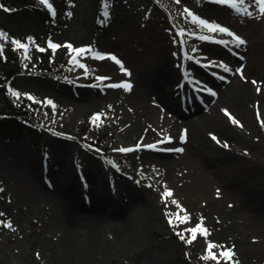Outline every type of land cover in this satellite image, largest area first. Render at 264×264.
<instances>
[{
	"label": "rangeland",
	"instance_id": "1",
	"mask_svg": "<svg viewBox=\"0 0 264 264\" xmlns=\"http://www.w3.org/2000/svg\"><path fill=\"white\" fill-rule=\"evenodd\" d=\"M236 2L240 11L216 0H116L104 22V0H67L53 26L0 14L3 43L31 38L17 56L22 69L47 53L62 73L54 81L32 72L0 92V111L32 103L45 127L37 148L27 136L0 135V264H264V14L256 0ZM185 9L245 43L225 49L221 33L202 35ZM96 53L116 54L130 75ZM105 72L112 79L98 80ZM161 73L171 80L167 104L152 93ZM122 83L131 90L107 86ZM165 137L170 147H147ZM127 145L134 150L119 151ZM72 184L80 206L66 214L55 190ZM123 211L132 216L125 230ZM197 224L207 235L189 243L185 230ZM209 244L217 259H203Z\"/></svg>",
	"mask_w": 264,
	"mask_h": 264
},
{
	"label": "trees",
	"instance_id": "2",
	"mask_svg": "<svg viewBox=\"0 0 264 264\" xmlns=\"http://www.w3.org/2000/svg\"><path fill=\"white\" fill-rule=\"evenodd\" d=\"M5 1L9 2V0ZM12 1L16 5L11 6V8L0 5V14L7 15L5 18L7 22L10 20H26L35 21L41 25L53 26L61 20L62 9L65 7L67 9V0H48L55 12V16L50 17L37 0ZM4 9H8V11L4 12ZM10 36H14V34ZM28 39H30L29 34L25 32L18 38L19 42L22 43L27 42ZM13 46L15 45H11L10 42L3 43L2 38H0V50H2L3 55L2 58L0 56L2 68L0 70V92H6V89L10 87H17L32 72L42 73L43 76L55 80L62 76L59 71L60 66L49 62V54L47 53L39 55L33 68L22 69L17 61L18 48L15 49ZM37 112V108L32 103L22 104L16 102L14 105L8 103L7 108L0 111V135L3 137H10V135L27 136L32 144L37 143L43 133L42 121L39 120Z\"/></svg>",
	"mask_w": 264,
	"mask_h": 264
},
{
	"label": "snow or ice",
	"instance_id": "3",
	"mask_svg": "<svg viewBox=\"0 0 264 264\" xmlns=\"http://www.w3.org/2000/svg\"><path fill=\"white\" fill-rule=\"evenodd\" d=\"M217 3H220V4H228L230 7L232 8H235L237 11H240V8L238 7V4L236 2V0H216ZM244 0H239V4H243ZM40 3L41 4H44L45 6H47L49 8V10L51 11L52 10V5L48 2V0H40ZM256 4L259 5V11L264 14V0H256ZM105 10L103 12V16H104V22H107V18H108V3H107V0H105ZM5 11H8V9H4ZM246 11V10H245ZM185 12L188 13L189 16L192 17V22L193 23H197L199 24L200 26L206 28L207 30L211 31V32H220V33H225L229 36H232L233 38V42L236 44V45H243L245 43V41L240 38L239 36H236L234 35L233 33H231L227 28H224V27H221L217 24H214V23H208L202 19H198L195 15H193L192 13L188 12L187 9H185ZM69 15H71L69 13ZM250 15V13H249ZM0 37H3L5 39H7V36L6 34H4L3 32H0ZM201 39H206V37H201ZM13 44L16 45V47L18 48H25L26 50V45H22L20 44L18 41L16 40H13L12 41ZM50 43V47H52L53 49H56L57 47H59V45H55V44H51ZM68 47H71L70 45ZM41 51L43 49H40ZM74 51L76 52L77 55H82L84 53H87V52H91L92 49L90 48H80V49H74ZM94 58H98V59H105V58H108V59H111L113 60L116 64L120 65L121 66V70L122 71H126L124 68H123V65L121 64V61L116 58L115 56H111L109 55L108 57H105V56H102L100 55L99 53H96L94 55ZM81 67H83V65H81ZM229 69L228 68H224V71H228ZM237 71H240V69H237ZM128 75H130V73H127ZM98 80L100 81H103L104 79H110V78H107V77H97ZM256 82L253 81V84H255ZM108 87H122L125 91H130L131 90V87L132 85L129 84V83H122V84H111V85H107ZM257 91H259V89H257ZM12 95L14 96H17L18 93H15L13 92ZM214 95V93H213ZM29 99H32V97H29ZM49 103H51V101H49ZM227 114V113H226ZM259 116V114H258ZM95 119V118H94ZM232 123L234 124H237L238 121H236L234 118H232ZM186 139V133H182L181 136H180V140L181 142H184ZM213 140H216L217 138L215 136L212 137ZM162 143L163 142H170V138L169 137H165L163 141H161ZM217 143H220V141L217 140ZM141 147V145H137L136 148H139ZM147 147L149 148H153L155 147V145H147ZM224 147H228L227 144L224 145ZM134 149H131V148H121L119 149V151L121 152H130V151H133ZM166 150H171V151H176V152H182L183 149L182 148H173V149H166ZM3 189H0V192H2ZM172 193L170 190H165V193H164V196L165 197H168V196H171ZM174 204L177 203L175 200L172 201ZM179 218V217H178ZM186 217L181 221V222H186ZM169 223H173V221L170 219L169 220ZM8 227H11V225H6ZM185 231H188V232H191L193 235H192V238L190 240H188L187 242L191 243V240L192 239H195V234L197 232H200L201 234L203 235H207V230L204 229L200 224H197L196 227L194 228H191V229H186ZM181 239H184L183 235L181 234ZM215 247V245H212V244H209L208 245V255L204 256L203 259H217V257L215 255H213V253L211 252V249ZM221 257H223L225 260H230L231 259V256L233 255L230 250H222L219 254Z\"/></svg>",
	"mask_w": 264,
	"mask_h": 264
},
{
	"label": "bare ground",
	"instance_id": "4",
	"mask_svg": "<svg viewBox=\"0 0 264 264\" xmlns=\"http://www.w3.org/2000/svg\"><path fill=\"white\" fill-rule=\"evenodd\" d=\"M210 23H214L215 24V22H210ZM198 30H199V32L202 34V35H204V36H207V33H213V32H211V31H209V30H207L206 28H204V27H202V26H198ZM188 52L190 53V52H192V53H196V54H200V52L198 51V49L195 47V48H188ZM109 55H111V56H115L116 54H109ZM109 55H107L106 57H108ZM196 58H200V59H204V58H207V56H197ZM106 59V61H109V62H111L112 64H115V66H117L118 64H116L113 60H111V59H108V58H105ZM254 61V58H252V62ZM192 64L194 65V62H192ZM208 64V66H211V67H214L215 66V64H213V63H207ZM165 65V64H164ZM164 65L162 66V67H164ZM195 66V65H194ZM160 70V69H159ZM192 72H196V70L195 69H191V71H190V73H192ZM119 73L121 74V77H124V76H126L127 75V73H128V71H119ZM170 74V73H169ZM103 75V77H107V78H111L110 76H112L113 74H111V73H108V72H105L104 74H102ZM160 76H161V78H160ZM160 76H158V77H155L154 79H153V85H152V87H153V89H152V93H153V95H155L156 96V98H157V100H163L164 102H165V104H167V102L165 101V99L166 100H168L169 99V97H170V95H171V92H173V91H168V90H165L164 89V87H163V85L166 83V84H170L171 82V80L168 78L167 79V76H166V74H164V73H161V75ZM112 79V78H111ZM104 80H109V79H104ZM182 87V86H181ZM183 88V87H182ZM173 104V103H172ZM174 105V104H173ZM168 107L171 109V110H174L175 111V109L171 106V105H169L168 104ZM161 117H162V119L164 120V121H168V119H167V117L163 114V113H161ZM170 120H171V118H170ZM173 142V140H170V142H163V143H159V144H161V145H158V146H155L156 148H161V147H170L171 146V143ZM159 146H161V147H159ZM122 148H130L128 145L127 146H123ZM66 177H64L63 179H65ZM72 179H75V178H72ZM64 188H66L64 191H62V190H60V189H56L55 191H56V193H60V192H62L61 193V195H63V194H65V200L63 201V200H58L57 202H59L61 205H66V206H63L65 209H62L63 210V212H64V210H66L67 212H64V213H66V214H70V212H71V210H73V209H78V207L80 206V203L78 202V201H76V199L74 198V194L75 193H78L77 192V189H78V186L77 185H74V184H72V185H70V186H67V187H64ZM68 188V189H67ZM67 195V196H66ZM64 197V196H63ZM78 200V199H77ZM114 205H116V207L117 208H121L122 209V207H123V205H120L119 203H117V202H114ZM131 218H132V216L129 214V212L128 211H123V213L121 214V215H117V221H119L120 223H121V225L123 226V230H125L126 229V225H127V223H128V221H130L131 220ZM70 231V225L68 224V223H66V225H65V229H63V232H64V234L65 233H67V232H69ZM94 241H96L95 239H93ZM93 240H89L91 243H89V241H87L86 242V244H85V249L89 252V253H91L92 252V249H93V252L95 251V248H96V246L93 244ZM90 259L91 258H80V261L82 262V264H88V261H90Z\"/></svg>",
	"mask_w": 264,
	"mask_h": 264
}]
</instances>
